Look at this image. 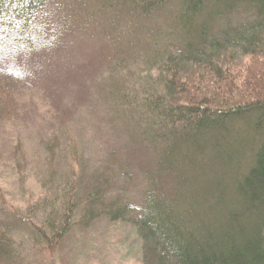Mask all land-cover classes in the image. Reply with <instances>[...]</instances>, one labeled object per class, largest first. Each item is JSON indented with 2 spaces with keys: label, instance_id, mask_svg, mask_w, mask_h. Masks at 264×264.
<instances>
[{
  "label": "rangeland",
  "instance_id": "374dc122",
  "mask_svg": "<svg viewBox=\"0 0 264 264\" xmlns=\"http://www.w3.org/2000/svg\"><path fill=\"white\" fill-rule=\"evenodd\" d=\"M107 1L47 0L26 22L11 10L0 20V264H142L136 227L108 214L116 200L137 208L152 192L184 223L208 226L235 206L232 183L252 164L247 150L259 138L251 125L201 129L197 143L206 149L177 142L180 152L162 169L158 149L142 141L140 105L160 91V53L194 39L175 23L177 0L141 20ZM214 2L203 0L189 25L208 15L207 33H219L254 14L243 1ZM223 3L234 7L229 23L212 14ZM256 65L243 57L225 66L236 91ZM214 140L219 146L209 148ZM119 162L130 165L132 184ZM92 192L89 219L81 211ZM68 200L79 204L53 238L47 221L58 227Z\"/></svg>",
  "mask_w": 264,
  "mask_h": 264
},
{
  "label": "trees",
  "instance_id": "16d2710c",
  "mask_svg": "<svg viewBox=\"0 0 264 264\" xmlns=\"http://www.w3.org/2000/svg\"><path fill=\"white\" fill-rule=\"evenodd\" d=\"M46 1L0 0V20L4 12L11 10L26 22ZM210 1L216 4L214 1L220 0ZM239 1L248 3L254 14L246 20L227 25L223 32L214 33L215 30L211 29L210 34L206 28L208 15L204 16L205 22L199 24L198 21L197 28L189 25L194 16H200L203 0L176 1L180 10L175 23L182 29L188 27V33L194 39L186 38L172 49H165L162 56L160 53L161 60L156 67L160 69L157 82L160 91L156 93L158 96L151 94L145 97L140 105L144 115L141 137L146 145L158 149L162 169L163 165L172 164L173 152H180L177 142L184 148L190 146L196 151H204L206 147L200 149L197 143L201 129L213 126L216 131L224 132L226 122H241L251 125L259 137L247 150L252 164L238 181L232 183L233 209L220 213V221L207 220L209 226L201 220L196 225L184 223L180 216L174 215V209L168 207L164 199L156 198L152 192L137 208L114 201L108 214L113 220L122 219L136 227L142 241V264H264V0ZM169 2L108 0L105 6L130 20H141L161 13ZM221 5L223 7L214 8L212 14L220 17L221 23H229L227 18L233 11V4ZM243 57H249L251 64L259 62L261 67L247 79L243 90L236 91L231 74L224 69L228 71L226 65ZM214 144L209 148H217L219 141L214 140ZM213 162L223 164L221 159ZM118 164L127 183L132 184L130 165ZM221 193H217L216 202ZM91 197L93 192L86 195L81 211L89 219L95 218L97 210ZM72 203L75 208L79 204L70 200L63 202V216L58 227L47 221L46 226L53 230V238L67 229ZM195 214L197 216L198 212ZM190 216L195 217L194 214Z\"/></svg>",
  "mask_w": 264,
  "mask_h": 264
}]
</instances>
